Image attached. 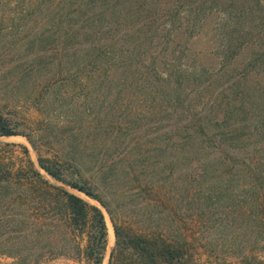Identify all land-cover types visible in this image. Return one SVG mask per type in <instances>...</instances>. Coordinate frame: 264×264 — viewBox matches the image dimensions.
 <instances>
[{
    "label": "trees",
    "instance_id": "trees-1",
    "mask_svg": "<svg viewBox=\"0 0 264 264\" xmlns=\"http://www.w3.org/2000/svg\"><path fill=\"white\" fill-rule=\"evenodd\" d=\"M9 19L14 39L0 64L21 74L16 82L34 79L31 96L44 102L47 115L75 98L90 115L100 91L117 88L92 175L80 157L83 139L96 142L99 125L92 136L70 141L78 156L69 150L38 158L52 178L105 208L117 248L153 262L181 257L180 246L161 235L122 232L112 198L141 197L171 221L213 234L215 246L237 250L243 264H264V82L256 78L264 73V0H15ZM212 19L217 61L200 64L188 43ZM15 134L0 114V136ZM1 164L0 180L7 178ZM17 174L46 186L48 203H61L64 224L87 230L88 256L100 264V208L33 167Z\"/></svg>",
    "mask_w": 264,
    "mask_h": 264
},
{
    "label": "rangeland",
    "instance_id": "rangeland-1",
    "mask_svg": "<svg viewBox=\"0 0 264 264\" xmlns=\"http://www.w3.org/2000/svg\"><path fill=\"white\" fill-rule=\"evenodd\" d=\"M14 5L15 0H0V26L4 24L0 30V55L8 51L14 39L9 19ZM213 26L212 19L188 43L189 53L195 56L197 63L212 65L217 61L215 42L219 36ZM246 55L248 53L244 57ZM10 70L11 64H0V114L18 132L15 137L7 138L10 140H5V135L0 136V162L7 174V178L0 180V264H94L88 256L91 245L88 244L87 230L75 226L69 228L57 208L61 203L54 197L48 203L44 195L46 186L38 179L17 174L30 167L39 171L49 183L74 193L88 205L100 208L106 225V243L100 264H243L237 250L225 252L215 246L213 234L206 235L194 228L189 230L188 221H180L178 217L171 221L170 216L167 218L156 212L157 209L151 210L150 201L141 197L112 198V207L122 214L118 218L122 232L144 234L147 239L161 235L160 238L171 246H180L181 257L166 262L162 256L153 262L130 247L117 248L111 217L97 199L52 178L38 164L39 157L53 158L59 151L67 153L71 150L78 156V150L68 146L70 141L73 143L75 137H86L88 133L92 136L97 132L96 142L91 137L90 140L83 139L85 145L80 157L84 172L92 175L97 168L96 158L103 157L99 152L102 142L107 141L103 131L110 121L111 98L116 96L117 88H103L90 115L82 112L81 98H75V102L70 104H55L54 111L47 115L44 102L38 103L39 100L31 96L34 79L28 77L16 82L21 74ZM256 78L264 82V73L260 72ZM81 123H87L86 130L81 131ZM95 125H99V130L94 132ZM82 144L81 141V147ZM117 205H122V210ZM209 239L212 246L208 244ZM257 255L262 257V253Z\"/></svg>",
    "mask_w": 264,
    "mask_h": 264
},
{
    "label": "crops",
    "instance_id": "crops-1",
    "mask_svg": "<svg viewBox=\"0 0 264 264\" xmlns=\"http://www.w3.org/2000/svg\"><path fill=\"white\" fill-rule=\"evenodd\" d=\"M11 137H15L14 135H8V136H5V140H10V139H7V138H11Z\"/></svg>",
    "mask_w": 264,
    "mask_h": 264
}]
</instances>
